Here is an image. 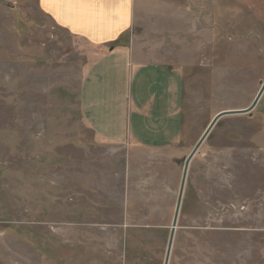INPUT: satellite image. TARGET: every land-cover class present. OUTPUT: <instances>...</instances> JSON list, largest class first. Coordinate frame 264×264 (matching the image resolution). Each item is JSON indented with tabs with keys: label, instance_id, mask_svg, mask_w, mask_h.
I'll list each match as a JSON object with an SVG mask.
<instances>
[{
	"label": "rangeland",
	"instance_id": "374dc122",
	"mask_svg": "<svg viewBox=\"0 0 264 264\" xmlns=\"http://www.w3.org/2000/svg\"><path fill=\"white\" fill-rule=\"evenodd\" d=\"M39 2L0 0V264H164L182 164L264 84V26L237 0H133L120 46L177 79L156 117L182 125L129 149L81 117L87 54L118 44L73 37ZM258 105L192 159L169 264H264V92Z\"/></svg>",
	"mask_w": 264,
	"mask_h": 264
},
{
	"label": "crops",
	"instance_id": "0c3cea01",
	"mask_svg": "<svg viewBox=\"0 0 264 264\" xmlns=\"http://www.w3.org/2000/svg\"><path fill=\"white\" fill-rule=\"evenodd\" d=\"M237 1L238 6L252 7L264 26V0ZM39 5L42 13L75 38L93 46L118 44L86 57L81 117L93 141L133 149L153 145L154 136L179 134L178 117L161 122L156 117L168 97L181 91L177 79L167 76L159 63L143 60L137 50L120 46L133 25V0H40ZM258 104L249 113L252 118Z\"/></svg>",
	"mask_w": 264,
	"mask_h": 264
},
{
	"label": "water",
	"instance_id": "95a60500",
	"mask_svg": "<svg viewBox=\"0 0 264 264\" xmlns=\"http://www.w3.org/2000/svg\"><path fill=\"white\" fill-rule=\"evenodd\" d=\"M1 3L4 6H6V7H11L12 8L14 6L12 3H9V2H6V1H2ZM263 92H264V84L262 85V88H261L259 94L257 95L256 99L254 100L253 104L247 109L234 110V111H224V112L219 113L213 119V121L211 122V124L209 125V127L207 128V130L205 131V133L203 134V136L199 140L198 144L196 145V147L194 148L192 153L187 158L186 162L182 164V167H184V171H183L181 187H180L179 196H178V200H177V205H176V209H175L173 225H172V228H171V234H170V239H169V244H168V249H167V254H166V258H165V263L164 264H169L170 253H171L172 244H173V240H174V236H175V230H176V226H177V222H178V218H179V213H180V209H181L183 193H184V188H185L187 174H188V169H189V165H190L192 159L198 153L199 148L204 143V141L207 139V137L209 136V134L211 133V131L213 130L215 125L223 117L233 116V115H245V114L251 113L252 110L256 107L257 103L260 101Z\"/></svg>",
	"mask_w": 264,
	"mask_h": 264
}]
</instances>
